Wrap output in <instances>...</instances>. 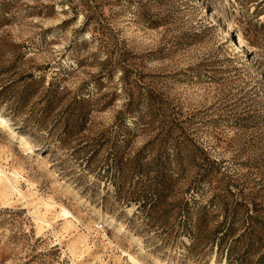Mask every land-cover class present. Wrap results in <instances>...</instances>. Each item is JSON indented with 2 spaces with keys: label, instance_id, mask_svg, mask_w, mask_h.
<instances>
[{
  "label": "rangeland",
  "instance_id": "rangeland-1",
  "mask_svg": "<svg viewBox=\"0 0 264 264\" xmlns=\"http://www.w3.org/2000/svg\"><path fill=\"white\" fill-rule=\"evenodd\" d=\"M0 166V264H264V0H0Z\"/></svg>",
  "mask_w": 264,
  "mask_h": 264
},
{
  "label": "bare ground",
  "instance_id": "bare-ground-1",
  "mask_svg": "<svg viewBox=\"0 0 264 264\" xmlns=\"http://www.w3.org/2000/svg\"><path fill=\"white\" fill-rule=\"evenodd\" d=\"M4 178L9 182L8 185H10V186L12 185L14 190L20 192V189L18 188V171L17 170L13 169L12 172L5 173L4 170L2 169V167L0 166V182L3 181ZM47 203H48L47 205L49 207L51 203L49 201H47ZM120 229L121 228H118L117 231H120ZM138 262H140V261H138ZM142 264H144V263H142Z\"/></svg>",
  "mask_w": 264,
  "mask_h": 264
}]
</instances>
